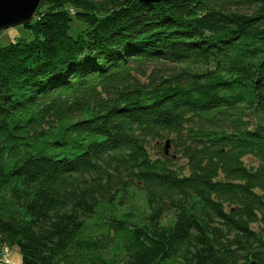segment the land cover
<instances>
[{
  "label": "trees",
  "instance_id": "1",
  "mask_svg": "<svg viewBox=\"0 0 264 264\" xmlns=\"http://www.w3.org/2000/svg\"><path fill=\"white\" fill-rule=\"evenodd\" d=\"M23 27L0 47V244L21 264H264L263 2L45 0ZM130 186L146 217L118 216Z\"/></svg>",
  "mask_w": 264,
  "mask_h": 264
},
{
  "label": "rangeland",
  "instance_id": "2",
  "mask_svg": "<svg viewBox=\"0 0 264 264\" xmlns=\"http://www.w3.org/2000/svg\"><path fill=\"white\" fill-rule=\"evenodd\" d=\"M46 10L43 8L42 11ZM71 15H74V9H68ZM84 24L73 21L71 25V36H76L82 29H85ZM32 39V33L29 29L24 28L23 26H17L13 28H8L0 31V47L7 46L10 43L17 41H29ZM166 142L169 143L168 155L171 156L174 153L173 147L170 143V140L165 139L161 144L158 145V142L151 141L149 145V153L152 157L159 155H165L164 148ZM244 162L247 165H255L249 159H245ZM121 199V206L118 208V216L122 215H133L134 217L142 216L146 217L149 214V209L146 205L145 194L143 191L130 186L127 192L123 195ZM174 213L170 212L163 216L161 220V225H171L174 222ZM0 264H21V256L17 247H8L7 245L0 244Z\"/></svg>",
  "mask_w": 264,
  "mask_h": 264
},
{
  "label": "water",
  "instance_id": "3",
  "mask_svg": "<svg viewBox=\"0 0 264 264\" xmlns=\"http://www.w3.org/2000/svg\"><path fill=\"white\" fill-rule=\"evenodd\" d=\"M45 0H0V31L17 26H27L37 13L40 3ZM140 3L151 4L169 0H137ZM264 3V0H259ZM26 6V7H25ZM169 143L164 148L168 155Z\"/></svg>",
  "mask_w": 264,
  "mask_h": 264
},
{
  "label": "bare ground",
  "instance_id": "4",
  "mask_svg": "<svg viewBox=\"0 0 264 264\" xmlns=\"http://www.w3.org/2000/svg\"><path fill=\"white\" fill-rule=\"evenodd\" d=\"M26 7V6H25Z\"/></svg>",
  "mask_w": 264,
  "mask_h": 264
}]
</instances>
